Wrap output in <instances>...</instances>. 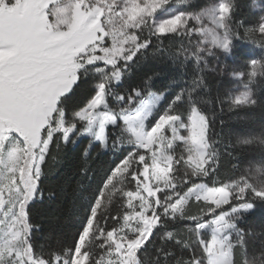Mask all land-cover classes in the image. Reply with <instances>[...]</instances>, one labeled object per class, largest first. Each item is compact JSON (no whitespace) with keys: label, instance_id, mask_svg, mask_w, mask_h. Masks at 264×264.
Here are the masks:
<instances>
[{"label":"snow or ice","instance_id":"6c2138e0","mask_svg":"<svg viewBox=\"0 0 264 264\" xmlns=\"http://www.w3.org/2000/svg\"><path fill=\"white\" fill-rule=\"evenodd\" d=\"M2 2L9 6L14 0ZM53 2L58 4L59 0ZM184 3L186 0H73L49 15L46 21L33 13L39 23H33L30 40L19 43L15 54L0 64V94L7 115L6 121L0 124V167L4 168L0 174V212L3 213L0 264H145L141 250L161 229H164L160 235L161 247L156 250L153 264H169V261L171 264H250L251 260L264 264V241L258 249L259 255L255 251L249 254L245 234L236 223L242 214L255 210L257 201L264 203V188H256L248 182L238 189L240 194L235 198L228 192L223 203H209L207 198L198 195L195 201L207 203V208L196 215L184 211L193 198L192 192L202 194L212 187L196 181L215 177L219 167L218 141L209 139L213 119L203 112L201 105L208 101L197 97L199 87L181 88L169 97L167 92L158 93L153 89V76L149 75L129 91H117L130 62L152 46L153 37L161 41L175 34L189 37L192 44L191 37L199 36L195 42L200 44L203 38L197 28L201 17L211 24L214 11H219L233 17L229 27L234 22L236 0H232L230 6L221 0H210L195 12L180 11L156 20L157 12L169 5ZM250 9L254 13L264 12V0H252ZM69 11L78 17L77 26L70 33L66 23ZM15 22V19L9 21ZM257 27L259 32L252 33L250 38H264V16L260 17ZM57 29L59 35L54 36ZM145 32L146 35L141 36ZM234 39H239V35L225 47H232ZM161 51L163 45L157 44L156 52ZM76 56L88 59L87 63L80 59L73 72ZM181 57L189 58L187 53L181 56L179 49L169 54L174 62ZM191 58L200 72L199 64ZM248 61L255 65L250 73L252 77L264 76V62H258L257 58ZM89 69H92L91 74ZM90 78L95 82L94 91L69 109L64 101L76 97L81 85ZM243 87L246 90L228 102L230 109L256 104L248 85ZM162 99L166 106L158 110ZM193 108L204 127L203 146L212 150L216 163L209 168V160L203 168L194 167L191 180L185 176L181 185L172 181L170 190L175 195L169 196L167 206L162 208L159 200L165 190L149 192L143 185L146 177H149L148 184L159 182L151 178V170L165 149L172 154L179 147V152L186 155V138L191 131L186 113ZM109 126L114 129L112 148L116 152L125 151L106 176L100 197L112 189L113 196L119 194L125 202L122 211L116 216L105 213L101 217L102 199L97 197L88 207L73 247L66 249L63 255L38 254L31 243L33 226L29 223V205L40 193L42 169L51 146L56 144L59 148L61 141L75 143L76 138L86 135L89 144L95 142L107 147ZM240 135L245 137L244 143H250L258 135H264V126L259 133L250 131ZM188 147L197 150L196 145ZM205 158L208 159L207 152ZM171 175L169 173V178ZM133 182L134 188L128 190L127 186ZM216 183L220 181L214 179L213 186ZM182 185L191 186L180 192L177 189ZM227 187L225 184V190ZM153 200L157 201L155 209ZM145 217L152 218L150 227ZM177 218L191 222L187 227L189 239L182 241L167 230L164 222ZM109 219L116 222L110 229L107 227ZM204 230L210 231L209 239L204 238ZM97 240H102L99 247L103 250L98 259L90 250V245ZM168 242L190 252L188 258L178 257L170 248L165 250ZM238 248L241 249L239 261L236 259Z\"/></svg>","mask_w":264,"mask_h":264},{"label":"trees","instance_id":"16d2710c","mask_svg":"<svg viewBox=\"0 0 264 264\" xmlns=\"http://www.w3.org/2000/svg\"><path fill=\"white\" fill-rule=\"evenodd\" d=\"M226 1L230 6L232 0ZM196 2L195 11L207 3L205 0H196ZM251 4L252 0H236L234 22L230 27L228 26L229 21L233 19L231 16L228 17L227 22L231 39L237 34L239 35V39L232 41V48L236 60L235 65L242 72L249 71L251 62L248 59L257 58L258 62H264V42L258 38H250L252 33H257L256 26L259 17L258 13L251 11ZM241 20L244 21L243 24L240 22ZM144 35L146 32L141 33V36ZM189 39V37L182 38L175 34L163 37L161 41H156L153 37L152 46L138 55L134 62H130L119 82L117 91L127 92L140 85L149 75L153 76V89L158 93L167 92L169 97L181 88L199 87L197 97L208 101L201 105L203 112L213 119L209 139L218 141L216 148L219 153V167L214 174L215 177L202 178L196 182L206 183L212 186L210 188L234 183L238 184L239 188L243 187L247 184L248 170L255 160L262 159L264 135H258L250 143H244L245 137L240 134L250 131L259 133L261 127L264 126V76L250 78L249 87L256 100L254 106H241L238 110L230 109L228 106L229 78L222 70L212 68L204 63L200 53L201 43L195 42L200 39L199 36L191 37L192 44H189ZM141 42L143 43V40ZM157 44L163 45V51L156 52ZM246 45L251 48H261L262 52L258 56L252 57L247 53ZM178 49L181 56L187 53L189 58L181 57L175 62L171 60L169 54L175 53ZM191 57H194L199 64L200 72L195 69L194 60ZM80 59H84L87 63L88 58L80 57L76 66L79 65ZM245 65L248 66L245 67ZM91 72L92 69H89V74ZM196 81H199L198 85ZM94 83L91 78L89 81H85L81 85L78 95L64 101V104L72 109L82 103L94 91L92 88ZM165 103L166 101H163L158 110H162L166 106ZM113 106L115 107V105ZM193 110L195 109L186 113L187 118ZM3 123L4 121L0 120V124ZM113 131L112 127L106 130L110 138L105 150L99 144H89L87 138H82L75 144H65L61 141L59 148L56 144L51 146L42 169L40 193L29 205V223L33 226L31 243L38 254L63 255L66 249L73 247V241L83 226L89 205L94 203L97 197H100L106 176L110 174V170L119 162L125 151V149H121L120 152H116L112 148L111 134ZM124 147H127L126 143ZM127 150L130 151V147ZM179 151L178 147L172 153L175 159H173L171 181H174L175 185L183 184L185 176L191 180L193 175V169L184 161L185 155ZM209 155L213 158L209 164V168H211L216 163L211 149H209ZM214 179L220 183L213 186ZM188 186L191 185H182L177 190L183 192ZM127 187L128 190L134 188V182ZM112 191V189H108L104 192V197H100L103 205L101 217L105 213L116 216L122 211V205L125 202L120 199L119 194L113 196ZM232 194L235 198L240 193L236 191ZM224 207L227 209V206ZM206 208V204L190 201L184 211L196 215ZM101 223L104 221L101 220ZM115 223L114 220L109 219L107 227L110 229ZM164 223L167 230L173 231L182 241L189 239L187 227L191 226L190 221L177 218ZM236 223L245 234L244 238L249 254L255 251L256 255H259L258 249L261 241H264V203L257 201L255 210L249 214H242ZM163 231L164 229H161V232ZM100 243L102 240H97L93 245H90V250L96 253L97 259L103 251L99 247ZM153 249L154 244L149 241L141 253ZM240 252L241 249H236L237 261L241 258ZM250 264H259V261L251 260Z\"/></svg>","mask_w":264,"mask_h":264},{"label":"rangeland","instance_id":"374dc122","mask_svg":"<svg viewBox=\"0 0 264 264\" xmlns=\"http://www.w3.org/2000/svg\"><path fill=\"white\" fill-rule=\"evenodd\" d=\"M73 2V0H59V3L53 2V0H14L12 5L5 6L0 0V64L6 63L10 57H12L19 45V43L24 42L27 43L30 40L33 23H39L38 20H35L33 17V13H37L39 16H43L44 20H47L49 15L54 14L59 10V8L65 6ZM205 2L209 3L210 0H205ZM222 3L227 2L226 0H221ZM206 3V4H207ZM49 4L52 6L49 7ZM197 4L196 0H186L184 4H173L167 6L165 9L156 13V20L167 18L170 15H175L177 12L186 11V12H195V5ZM259 8V5L257 6ZM218 9V6H216ZM45 9L47 10L45 12ZM259 14L257 19V25L260 22V17L264 16L263 12H256ZM67 16V29L68 32H72L78 23V17L72 11L66 13ZM228 17L225 16L224 13L219 11H214L213 20L211 24L206 22L203 17H201L199 22V27L197 31L202 34V41L200 44V53L202 59L206 65L211 66L212 68H218L222 70V72L229 78L230 80V94L228 96V100L230 101L236 95L241 94L246 89L243 87L244 85H248L251 81L250 73L253 71L255 65L253 62L249 64V71L242 72L238 70L236 67V60L234 58V51L232 47H225V45L230 44L231 36L228 30L227 22ZM15 19V23H9L10 20ZM257 33L259 32V27L256 26ZM54 36L59 35V30L53 32ZM214 37V38H213ZM259 40L264 42V38H258ZM129 47L132 45L129 43ZM247 53L252 57L258 56L261 52V48H251L246 45ZM89 53L91 54V49H89ZM80 57L76 56L75 64L73 65V72L75 71L76 63ZM243 74V77H240ZM250 90V87H249ZM58 98V97H56ZM163 99L158 104V108L163 103ZM91 103V102H90ZM54 104V101H53ZM7 115L4 107L3 96L0 94V120L6 121ZM191 131L186 138L185 144V163L191 167L195 168H203L204 165L209 164V160L212 162V157L209 155V149L204 148V140H203V131L204 127L202 122L199 120L197 113L195 110L191 112V115L187 118ZM111 127V126H109ZM108 127V128H109ZM107 130V129H106ZM82 138H87L88 136H82L76 138V142ZM75 142V143H76ZM65 143V142H64ZM73 143L72 141L66 142L65 144ZM73 143V144H75ZM93 144H97L93 142ZM196 145L197 150L189 149L188 145ZM100 145V144H99ZM103 150L106 147L100 145ZM207 152L208 159L205 158ZM261 160H255L253 163L256 165H252L250 170L247 172V183L250 182L256 188H264V146ZM173 156L169 154L167 149L163 153H161V158L155 167L151 170V178H155L159 182L153 184H148L147 180L149 177H146V183L143 185L145 191H153L164 189L161 199L159 203L161 207L167 206V198L169 196H174L175 192L171 191L172 181L171 177L169 178V173H172L173 167ZM147 171V169H145ZM4 168L0 167V174H3ZM227 190H225L224 186L216 187V188H208L204 193L199 194L197 192H192L190 201H195V197L201 195L204 198H207V201L210 203L212 201L223 203L228 192L235 193L238 192V184H227ZM235 185V186H233ZM189 201V202H190ZM197 202V201H195ZM203 204V201H199ZM157 201L153 200L152 205L153 209H155ZM177 204L180 201H176ZM187 205H185L186 207ZM185 209V208H184ZM249 214V213H244ZM0 220H3V213L0 212ZM144 221L149 225L152 222L151 217H145ZM0 231H2V225H0ZM162 232L156 233L152 242L154 244V249L152 251H145L141 253V258L146 259L145 264H153V260L156 257V250L161 247L160 235ZM204 238H210V231L204 230ZM165 250L170 248L175 251L176 255L183 256L184 258H188L190 252L186 250H182L178 246L174 244V242H168L164 245ZM105 261H107V257H105ZM171 264V261H169Z\"/></svg>","mask_w":264,"mask_h":264}]
</instances>
